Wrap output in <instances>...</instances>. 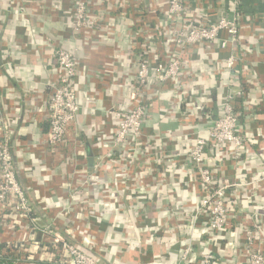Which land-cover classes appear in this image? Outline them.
Here are the masks:
<instances>
[{"label": "crops", "instance_id": "obj_1", "mask_svg": "<svg viewBox=\"0 0 264 264\" xmlns=\"http://www.w3.org/2000/svg\"><path fill=\"white\" fill-rule=\"evenodd\" d=\"M231 1L214 0L212 8L203 10L196 8L202 5L189 0V16L216 20L222 13H229ZM72 6L70 0H0V58L4 61L0 70V111L10 119L18 179L33 198L58 193L59 177L68 174L73 164L71 158L61 161L52 155L44 137L48 128L44 113L49 96L46 81L57 75L53 47L63 46L76 54L75 89L83 106L78 114L79 139L89 170H94L98 162L95 156L105 155L110 149L106 141L114 132L117 119L108 110L126 109L129 87L134 81L137 55L128 49L126 34H118L117 51L106 37L97 44H82L71 30ZM240 7L245 24L241 37L249 44V50L243 64L247 65L243 67L245 70L239 66L234 70L238 75V71H244L242 83L247 82L250 90L247 97H253L252 101H245V109L250 114H244L241 122L248 136L237 163H231L227 151L215 143H210L205 153L206 164L215 167L226 181H244L264 175V35L261 40L254 41V34L264 30V0H241ZM44 39L49 45L42 43ZM216 47L217 44H210L209 48H202L208 52L200 46L196 51H189L183 60L186 68L197 71L195 77H190L178 88L169 84L147 102L145 122L155 135L147 148L160 156L156 172L150 159L135 158L130 164L140 170L128 174L130 180L136 182L135 186L133 190H123L118 176L123 162L114 157L100 159L95 175L102 183L114 182L107 184L104 192L115 199L100 204L101 187L89 191L92 205L102 220H97L94 225L95 241L98 245L103 243L101 249L105 251L99 260L101 264H177L187 242L192 244V250L186 264H202L200 258L209 244L216 245L214 264H244L236 247L238 230L223 236L221 243L216 236L210 239L205 224L192 226L191 211L199 202L200 193L192 183V164L175 159L183 155L185 161L186 151L193 142L190 131L208 126L205 113H193L192 110L191 114L185 113L188 106H184V102L189 103V89L209 94V110L217 114L224 89L238 88L233 72L231 75L225 72L213 74L206 70L202 54L209 56V64L214 69H219L229 54ZM232 82L235 85L230 86ZM192 108L197 110L196 105ZM192 123H195L194 127L190 128ZM132 168L133 165L129 167ZM143 192L146 201L141 199ZM33 201L38 210L47 213L45 202ZM116 201L123 205L117 207ZM234 203L241 210L255 206L244 196L235 199ZM50 210L45 217L47 220L55 213L54 209Z\"/></svg>", "mask_w": 264, "mask_h": 264}, {"label": "built area", "instance_id": "obj_2", "mask_svg": "<svg viewBox=\"0 0 264 264\" xmlns=\"http://www.w3.org/2000/svg\"><path fill=\"white\" fill-rule=\"evenodd\" d=\"M70 1L73 4L71 30L82 44H97L106 37L117 51L118 34H126L128 49L137 55L134 81L129 87L126 109L108 110L117 119L116 128L106 141L110 149L105 155H96L98 162L94 170H89L79 139L78 114L83 106L75 89L78 76L76 54L63 46H52L57 75L46 81L49 96L44 113L48 128L44 137L52 155L61 161L73 159L68 174L59 177L58 193L52 195L33 198L26 192L18 179L13 159L10 119L0 111V256L7 257V264H101L99 260L105 251L101 249L103 243L98 245L95 241L94 225L97 220H102L92 205L89 191L101 187L100 204H108L115 199L104 192V187L114 182L102 183L95 175L100 159L114 157L122 161L124 167L119 172V182L123 190H133L136 182L130 180L128 174H136L140 168L130 162L137 157V160L150 159L156 172L154 162L160 157L147 148L155 138L145 122L147 102L169 84L178 88L190 77H195L197 71L186 68L183 60L189 51H196L200 46L201 50L208 52L202 48H209L210 44H217L216 48L228 51L219 69H214L209 64V56L202 54L206 70L213 74L230 73L237 66L243 70L247 66L243 64L249 44L241 37L242 26H245L241 0H232L229 13H222L216 20L189 16L191 0ZM193 3L202 5L196 8L203 10L214 6V0H193ZM119 11L121 15L117 13ZM125 13L126 24L120 28L118 21ZM263 35L264 30H259L254 34V41L261 40ZM42 43L49 45L47 39ZM3 64L0 58V70ZM244 84L246 87L224 89L216 117L209 110L210 95L189 89L191 104L185 111L192 110L190 108L197 104L202 106L208 126L190 131L193 142L186 151L185 161L183 155L175 159L192 164V183L200 193L201 198L191 211V218H194L192 226L205 224L210 239L216 236L221 243L223 236L238 230L235 236L240 259L244 264H264V175L244 181H226L215 167H209L205 161L210 143L226 150L231 163L241 159L248 136L241 122L244 114H250L245 109L249 90L247 82ZM1 97L0 94V100ZM255 109L258 110V106ZM194 124L189 127H194ZM131 165L133 168L129 169ZM142 194L141 199L146 201L145 192ZM242 194L255 205L253 209L241 210L236 206L234 200L243 197ZM33 199L45 202L47 213L38 210ZM120 203L116 201L115 205L119 207ZM50 209L55 213L47 220L45 217ZM209 245L200 258L202 264H214L216 245ZM191 250L192 244L184 243L177 264H186Z\"/></svg>", "mask_w": 264, "mask_h": 264}, {"label": "trees", "instance_id": "obj_3", "mask_svg": "<svg viewBox=\"0 0 264 264\" xmlns=\"http://www.w3.org/2000/svg\"><path fill=\"white\" fill-rule=\"evenodd\" d=\"M117 13H119V14L121 15L122 12L120 13V11H119V12H117ZM122 17H123V18H122L121 20L118 21L120 28H121V27H124V25L126 24V20H125V19L127 18V14L125 13V15L122 16ZM238 72H240V73H239L240 76H239L238 74H236V71H233V74H234V75L236 74V75H235V83H236V85H238V87H239V86H241V87H242V86H245V87H246V85L242 83L244 80L241 79V78H242L241 75H242V73H243L244 71L241 70V71H238ZM231 74H232V72L228 73V75H231ZM227 77H229V76H227ZM231 85H235V84L232 82V83L230 84V86H231ZM245 87H244V89H245ZM247 89H248V87H247ZM249 91H250V90H249ZM249 96H250V92H249ZM252 98H253V97L251 96L250 98H248V100L251 99V101H252V100H253ZM190 104H191L190 101H189V103H185V102H184V106H189ZM148 105H149V104L146 105V109H147ZM196 108H197V110L192 109L193 113H194L195 111H196V112H197V111H199V112L201 111L203 114L205 113V111H204V109L202 108V106L199 107L198 104H197ZM186 112H187V113H190V110H189V111H185V113H186ZM196 114H197V113H196ZM205 114H206V113H205ZM213 114H214L213 116H215V117L217 116V114H216L215 112H213ZM157 161H158V160H156V161L154 162V164H155V166H157V168H158L159 162L157 163ZM234 230H235V229H234ZM234 230H232L231 235L234 233ZM225 237H226V236H225ZM225 237H224V238H225ZM8 261H9V260L7 259L6 256H0V264H7Z\"/></svg>", "mask_w": 264, "mask_h": 264}]
</instances>
